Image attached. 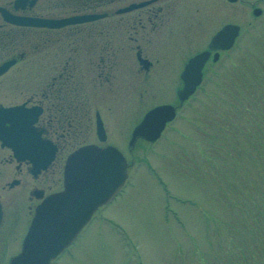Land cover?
I'll return each instance as SVG.
<instances>
[{
    "label": "rangeland",
    "instance_id": "obj_1",
    "mask_svg": "<svg viewBox=\"0 0 264 264\" xmlns=\"http://www.w3.org/2000/svg\"><path fill=\"white\" fill-rule=\"evenodd\" d=\"M223 1L201 0L198 12L192 2L191 22L166 26L163 37L143 41L155 65L149 72L140 71L127 47L125 66L114 68L105 95L87 78L97 69L87 68L86 58L75 61L89 96L94 92L91 109H101L108 137L103 145L136 163L120 196L96 214L110 221L90 223L57 264H264V2L246 0L262 9L255 18L246 3ZM228 23L241 28L235 48L207 67L204 88L163 139L154 146L139 141L130 155L134 126L150 108L177 102L184 65ZM176 30L178 36L165 35ZM50 60L32 58L30 72L20 64L1 77L0 105L37 101L43 82L55 76ZM86 142L102 145L94 131L71 144ZM10 159V151L0 148V197L11 200L0 264L20 251L34 209L29 213L28 189L41 183L16 175ZM14 178L22 184L9 189Z\"/></svg>",
    "mask_w": 264,
    "mask_h": 264
},
{
    "label": "flooded vegetation",
    "instance_id": "obj_2",
    "mask_svg": "<svg viewBox=\"0 0 264 264\" xmlns=\"http://www.w3.org/2000/svg\"><path fill=\"white\" fill-rule=\"evenodd\" d=\"M218 1L222 5V0H212L213 3ZM255 1L260 5L262 2L259 1L263 0ZM15 2L16 0H0V8L11 15L32 18L99 16L90 22L62 29H33L5 23L0 14V60L17 58V64L24 61L27 66L33 54L38 53L40 59L51 58L49 73L55 72V76L46 83L43 82L38 101L31 104H38L42 108L36 126L43 138L51 140L57 146L55 161L46 170L34 175L32 164L28 161L17 162L11 151V159L8 160L19 177L27 175L35 183L41 180L40 185L28 189V200L32 203L29 206L30 211L36 205L35 202L38 204L44 196L60 190L59 187L63 184V155L74 147L71 144L72 139L95 132L92 118L99 112L98 109H91L95 99L94 92L90 97L86 88L88 81L85 83L84 76L79 77L81 64L75 61L86 58L87 68L97 69L96 75L87 74V78L94 85L93 88L105 95L104 83L110 85L114 68L121 63L125 66L124 53L127 47L135 51V57L140 56L149 61L146 70L149 72L155 65L151 57L145 54L143 41L148 39L147 41L153 42L163 37L162 29L166 26L180 27L191 22L190 6L192 2L196 3L198 12L201 0H27L18 4L19 8L15 7ZM140 4L145 6L124 12ZM178 32L176 30L165 35L178 36ZM30 35H38L39 38L34 39ZM32 40L37 45H32ZM220 53L222 55L224 52ZM43 71L47 72L48 67L43 66ZM82 123H85V129ZM15 181L18 184L12 186ZM21 184L20 179L14 178L7 186L13 189ZM54 184L57 186L56 190H52ZM0 241L2 245V237Z\"/></svg>",
    "mask_w": 264,
    "mask_h": 264
},
{
    "label": "water",
    "instance_id": "obj_3",
    "mask_svg": "<svg viewBox=\"0 0 264 264\" xmlns=\"http://www.w3.org/2000/svg\"><path fill=\"white\" fill-rule=\"evenodd\" d=\"M4 16L5 19L21 26L51 25L50 22L33 19L20 21L17 18H10L5 13ZM88 20L89 17L76 18L52 26L60 27ZM238 31L239 28L236 26L225 27L214 37L209 49H229ZM208 58L209 52H204L188 62L181 76L184 87L178 91L181 104L194 94L201 83L202 69ZM14 64L15 61H8L0 66V76ZM175 116L176 110L172 106L153 109L134 130L131 145L138 138L156 141L166 123L174 120ZM7 123L9 127H6ZM32 123L33 119L28 120V111L23 107L0 109V141L3 145L14 148L21 156L24 145H29V142L31 146L34 145L35 137L28 132V124L31 126ZM100 129L99 125V137L105 140L104 132ZM46 144L49 147V144ZM127 170L125 158L112 147L100 149L87 146L70 155L65 167V190L50 197L37 208L22 252L14 257L10 264H50L52 259L74 241L98 207L109 203L118 195L128 177ZM1 217L0 206V223Z\"/></svg>",
    "mask_w": 264,
    "mask_h": 264
}]
</instances>
